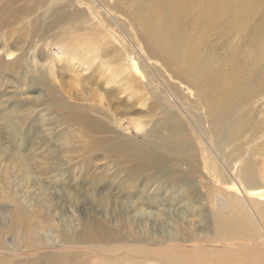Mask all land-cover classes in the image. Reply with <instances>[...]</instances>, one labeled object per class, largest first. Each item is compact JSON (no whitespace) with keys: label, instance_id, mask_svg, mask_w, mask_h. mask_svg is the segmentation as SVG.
I'll use <instances>...</instances> for the list:
<instances>
[{"label":"rangeland","instance_id":"obj_1","mask_svg":"<svg viewBox=\"0 0 264 264\" xmlns=\"http://www.w3.org/2000/svg\"><path fill=\"white\" fill-rule=\"evenodd\" d=\"M172 1L0 0L3 261L52 227L45 253L63 230L106 264L191 245L264 263V0ZM229 197L257 223L242 239L216 229Z\"/></svg>","mask_w":264,"mask_h":264},{"label":"bare ground","instance_id":"obj_2","mask_svg":"<svg viewBox=\"0 0 264 264\" xmlns=\"http://www.w3.org/2000/svg\"><path fill=\"white\" fill-rule=\"evenodd\" d=\"M178 1H180V0H173L171 3L172 4L173 3L178 4ZM262 25H264V17L259 22V26H262ZM159 28H160V30H164V27H162V28L159 27ZM129 58H131V56ZM130 62L132 63L131 65H132L133 69L134 68H136V69L140 68L138 66H137L138 68L136 67V62L133 59H131ZM142 71H143V69H142ZM121 73H123V72H121ZM135 73H136V71H135ZM144 73L142 72V75H141L140 71L138 72V74L141 76H143ZM135 75H137V73ZM144 76H145V74H144ZM246 177H247L246 178V181H247V179L249 177L248 176H246ZM247 182H248L247 183L248 187L252 189L251 192H249V196L253 197V198L264 200V189L260 187L261 185L257 182L252 181V179H249V181H247ZM235 202H236V200L234 198H231V197H229V199L227 198L221 202V204L224 205V207L221 208V211L228 212V214H223L221 212H215L214 213L217 232H218V234H222V237H224L225 239H242L245 236L244 228H248L249 224H250L249 228L254 227L253 226L255 223L254 217L250 213H248L246 210L242 211L243 215L240 214L239 211H241L242 209L239 206H237V204H235ZM226 206H233V208L229 209L230 211H228ZM258 209H259L258 210L259 214L264 215V204H259ZM255 224L257 226V223H255ZM16 229H14V230H16ZM52 231H53L52 227L44 228L43 230L40 228H36V227H30V228L24 227L20 236L22 238L26 237L28 239H31L29 242L26 243V244H29V246L25 244L24 245L25 251L19 253L18 255L17 254H15V255H13V254L12 255H6L5 254L6 257L3 258L4 261L9 259L11 256H14L16 258V261H14V264H106V263H108L107 260H110V258H108L106 255L114 252L113 248L108 247V246L99 247V249H100L99 251L96 250V251H92V252H88V251L84 252V251H82L83 249L82 250H76L73 247L68 246V245H70V242L68 239L71 237V234L69 232L62 230L61 234L59 235L61 241H59V240L58 241L60 243H63L62 245L64 247V250L55 251V252L54 251H51V252L47 251L48 253H45L46 252L45 247H48V246H46V244L52 245V242H54L51 240V237H52L51 232ZM40 232L42 234H40ZM254 233L258 234L257 235L258 238L262 237V233L260 231L255 230ZM17 235H18V233L16 234V237H17ZM0 236L3 237V239H4L3 233L0 232ZM16 237H15V240H16ZM219 239H221V237ZM43 240L45 241V244L42 243ZM56 240L57 239H55V241ZM220 241L221 240H218V242H220ZM3 243H4L3 240H1L0 246H2ZM224 244H226V243H224ZM11 246H12V244H11ZM213 246H215V245H213ZM38 248H40L39 251H37ZM216 248H219V246H216ZM136 251L139 254L138 257H128L129 259H132L135 262L129 263L127 261H121V260L119 261V259H117L116 260L117 264H148L149 261L152 259L160 261V263H162V264H188L189 261H193V264H194V262L196 264L198 261L200 263L201 260L207 259L208 258L207 256H209V258H213V257H211L212 255L215 257L216 256L221 257L222 262H223V259L226 260V262L224 261L225 263H221V261L219 263L217 261L218 264H264L262 262H259L256 259L257 253L255 250H252V249L247 252V255L250 256V258H248V259H238V258L234 259L233 258L234 255L232 253L233 249L230 248V246H227V248L223 247V249H217V251H215V249H207L205 246H197V245H191L185 251L184 250L174 251V250H172V248H169V247H163V248H157L156 247L155 249H153V248H149V249L140 248L139 249L138 248ZM90 253L94 255V259L91 261H89V257H88V255ZM207 254H210V255H207ZM238 255L239 254H236V256H238ZM253 255L255 256V258L252 257ZM173 257H176L177 261H173L172 260ZM4 261L2 259H0V264H4L3 263ZM214 261H216V260L214 259ZM203 263L209 264V262L207 260L203 261ZM210 264H211V262H210ZM214 264H216V263H214Z\"/></svg>","mask_w":264,"mask_h":264}]
</instances>
